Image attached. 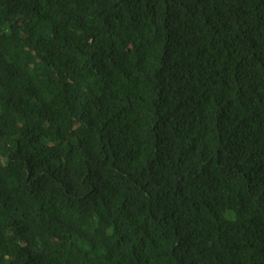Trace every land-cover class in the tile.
<instances>
[{"label": "trees", "instance_id": "trees-1", "mask_svg": "<svg viewBox=\"0 0 264 264\" xmlns=\"http://www.w3.org/2000/svg\"><path fill=\"white\" fill-rule=\"evenodd\" d=\"M0 264H264V0H0Z\"/></svg>", "mask_w": 264, "mask_h": 264}]
</instances>
